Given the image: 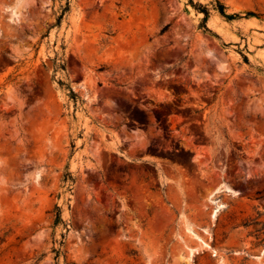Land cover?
Segmentation results:
<instances>
[{"label": "rangeland", "instance_id": "374dc122", "mask_svg": "<svg viewBox=\"0 0 264 264\" xmlns=\"http://www.w3.org/2000/svg\"><path fill=\"white\" fill-rule=\"evenodd\" d=\"M0 264H264V0H0Z\"/></svg>", "mask_w": 264, "mask_h": 264}, {"label": "trees", "instance_id": "16d2710c", "mask_svg": "<svg viewBox=\"0 0 264 264\" xmlns=\"http://www.w3.org/2000/svg\"><path fill=\"white\" fill-rule=\"evenodd\" d=\"M219 11L221 12L222 15L226 16V17H230V15H228L226 13V8L224 5H220L219 7ZM203 12L205 13V18L204 19H207L208 15H209V10L207 8H204L203 9ZM206 21V20H205ZM204 27L207 29L206 25H204Z\"/></svg>", "mask_w": 264, "mask_h": 264}, {"label": "bare ground", "instance_id": "6f19581e", "mask_svg": "<svg viewBox=\"0 0 264 264\" xmlns=\"http://www.w3.org/2000/svg\"><path fill=\"white\" fill-rule=\"evenodd\" d=\"M215 215V214H214Z\"/></svg>", "mask_w": 264, "mask_h": 264}]
</instances>
